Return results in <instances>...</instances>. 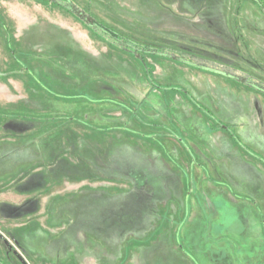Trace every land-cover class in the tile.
I'll return each instance as SVG.
<instances>
[{"label":"rangeland","instance_id":"rangeland-1","mask_svg":"<svg viewBox=\"0 0 264 264\" xmlns=\"http://www.w3.org/2000/svg\"><path fill=\"white\" fill-rule=\"evenodd\" d=\"M258 1L0 0V264H142L158 232L138 197L170 190L131 175L158 156L208 160L216 185L253 198L264 258ZM192 178L169 207L190 204ZM220 211L218 235L239 240L235 210Z\"/></svg>","mask_w":264,"mask_h":264},{"label":"crops","instance_id":"crops-1","mask_svg":"<svg viewBox=\"0 0 264 264\" xmlns=\"http://www.w3.org/2000/svg\"><path fill=\"white\" fill-rule=\"evenodd\" d=\"M14 119L17 118L14 117ZM177 145L182 152L188 150L186 146ZM187 152L189 153V151ZM174 153L172 151L171 156ZM158 157L151 160L150 168L145 170L140 168L131 175L137 180L140 187L145 188L146 184L161 180L162 183H167L170 190V193L165 190L167 192H164L165 195H161V193L158 196L157 193L163 192L160 190L157 193L152 192L148 196L146 193V196L138 197L139 201L143 204L145 202L148 207L144 204L145 212L143 211V214L154 217L152 222L148 223L150 230L158 232L156 241L143 246L142 251L146 255L142 256V264H254L251 263V259L253 255H256V249L252 246L247 247L246 243L249 242V245H252V242L255 243V241L258 243L259 262L264 263L263 249H261V225H259V219L255 215L252 216L254 210H251L249 203L253 198L247 201L234 197L232 193L216 185L218 182L216 180L218 176L215 174L217 173L216 165L213 163L210 165L208 160L200 159L198 161L200 163L196 165L191 164L190 160L187 163L183 158L180 160L182 166L177 167L174 163L170 165L162 157L160 159ZM42 159L37 158L35 167L43 168ZM158 166H163L161 169L164 172L159 177L155 169ZM189 173L193 177V185L198 188L196 193L194 191L190 193L192 196L190 204L186 206L173 204L169 207L167 204L173 203L175 196H178V194H171L170 186L175 182L176 186L182 188V182L185 181ZM96 178L93 176L91 179ZM210 178L214 180L210 182ZM152 195L153 197H151ZM165 196L167 200L164 199ZM152 202H154L153 206H150ZM246 205L249 207H245ZM227 207L235 210L229 221L232 223L242 221L245 229L244 232H241L240 239L232 240V242L228 240L230 239L229 235V237L218 235L221 228L225 226L224 221L220 217L218 218L221 215L220 209ZM126 249H129V246ZM114 256L116 257L115 254H111L112 260H114ZM139 263L140 259L137 257L134 264Z\"/></svg>","mask_w":264,"mask_h":264},{"label":"trees","instance_id":"trees-1","mask_svg":"<svg viewBox=\"0 0 264 264\" xmlns=\"http://www.w3.org/2000/svg\"><path fill=\"white\" fill-rule=\"evenodd\" d=\"M256 4H259L261 5V3L258 1V0H253ZM54 2H52L53 4ZM97 24V29H99V31H104V33H106L108 36H110V38L113 40H116V41H122L121 37L119 36L118 33H116L114 30H111L110 28L106 27L103 23H100V22H96ZM140 46V45H139ZM146 47V46H144ZM148 48V47H147ZM149 49V48H148ZM149 51H155V50H152V49H149Z\"/></svg>","mask_w":264,"mask_h":264},{"label":"water","instance_id":"water-1","mask_svg":"<svg viewBox=\"0 0 264 264\" xmlns=\"http://www.w3.org/2000/svg\"><path fill=\"white\" fill-rule=\"evenodd\" d=\"M83 18H85V16L84 15H81ZM87 20H88V22L91 24V25H93L95 28H97V24H96V22L93 20V19H91V18H87Z\"/></svg>","mask_w":264,"mask_h":264}]
</instances>
